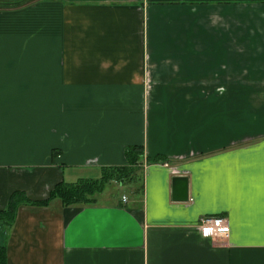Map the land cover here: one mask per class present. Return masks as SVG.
I'll return each mask as SVG.
<instances>
[{
  "label": "crops",
  "instance_id": "obj_1",
  "mask_svg": "<svg viewBox=\"0 0 264 264\" xmlns=\"http://www.w3.org/2000/svg\"><path fill=\"white\" fill-rule=\"evenodd\" d=\"M132 145L138 187L19 204L5 263L264 264V0L0 7V209L126 165ZM202 215L227 238L200 236Z\"/></svg>",
  "mask_w": 264,
  "mask_h": 264
},
{
  "label": "trees",
  "instance_id": "obj_2",
  "mask_svg": "<svg viewBox=\"0 0 264 264\" xmlns=\"http://www.w3.org/2000/svg\"><path fill=\"white\" fill-rule=\"evenodd\" d=\"M30 0H13L8 2H0V7L17 6L29 2ZM126 165L108 166L99 168V174L95 177L80 178L72 182L59 181L49 191L46 198L41 200H30L26 198L22 191H12L8 197L4 208L0 209V229L10 224L16 208L21 203H29L33 205H44L49 199L57 197L63 205L73 204H89L95 200L96 194L102 191L106 184L111 182L122 183L127 178L133 177L132 167H134L138 159L142 155L141 148L136 145L129 146L125 149ZM154 161L160 158L153 159ZM147 160L146 162H154ZM129 180V181H130ZM94 194V195H93ZM0 264L5 263L4 246L0 239Z\"/></svg>",
  "mask_w": 264,
  "mask_h": 264
},
{
  "label": "built area",
  "instance_id": "obj_3",
  "mask_svg": "<svg viewBox=\"0 0 264 264\" xmlns=\"http://www.w3.org/2000/svg\"><path fill=\"white\" fill-rule=\"evenodd\" d=\"M124 199V196H121V200ZM196 226L202 237L225 239L229 232L227 218L222 215H202L198 218Z\"/></svg>",
  "mask_w": 264,
  "mask_h": 264
},
{
  "label": "rangeland",
  "instance_id": "obj_4",
  "mask_svg": "<svg viewBox=\"0 0 264 264\" xmlns=\"http://www.w3.org/2000/svg\"><path fill=\"white\" fill-rule=\"evenodd\" d=\"M132 168L133 169H132V175L131 176H133V177H131V179H133V178H136V179H135V181H132V180H130V178H127L125 180V182H129V180H130V181L133 182V186L138 187V185H139V171H140V169H142V167H139V166L136 165V166H134ZM81 174H82L81 176L89 175L88 177H93V176L95 177L96 175L99 174V170L96 169V171L92 172L91 170L85 169L84 172H82ZM130 184H132V183H130ZM115 185H116V182H114V181L111 182L110 184H106L103 187V189H102V194L105 195V193H108V192L111 191V192H113V193H115L116 195L119 196L121 193L127 192V190H126V188L124 186H117V185L115 186Z\"/></svg>",
  "mask_w": 264,
  "mask_h": 264
},
{
  "label": "water",
  "instance_id": "obj_5",
  "mask_svg": "<svg viewBox=\"0 0 264 264\" xmlns=\"http://www.w3.org/2000/svg\"><path fill=\"white\" fill-rule=\"evenodd\" d=\"M181 177H184V176H179V175L172 176L171 177V184H172V186L174 184L173 182L176 179L181 178ZM171 198L174 201H186L187 200L186 190L185 189L184 190L182 189L180 191V193H175L174 190H172V192H171Z\"/></svg>",
  "mask_w": 264,
  "mask_h": 264
}]
</instances>
